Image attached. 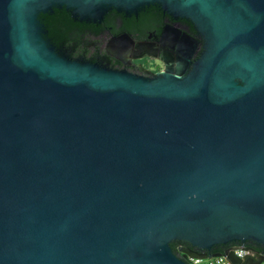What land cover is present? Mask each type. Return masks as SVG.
I'll return each mask as SVG.
<instances>
[{"label":"water","instance_id":"obj_1","mask_svg":"<svg viewBox=\"0 0 264 264\" xmlns=\"http://www.w3.org/2000/svg\"><path fill=\"white\" fill-rule=\"evenodd\" d=\"M150 4L202 38L188 73L70 59L39 19ZM247 240L264 248V0H0V264H264Z\"/></svg>","mask_w":264,"mask_h":264},{"label":"flooded vegetation","instance_id":"obj_2","mask_svg":"<svg viewBox=\"0 0 264 264\" xmlns=\"http://www.w3.org/2000/svg\"><path fill=\"white\" fill-rule=\"evenodd\" d=\"M96 24L99 32L94 36L107 38L109 49L102 51L87 45L88 53L70 59L144 76L164 71L186 74L203 49L202 38L194 25L185 18L164 12L158 4L143 6L135 13L110 9ZM62 55L69 58L67 53ZM150 60H159L163 66H150ZM172 243L178 256L180 249L190 246L179 240ZM237 245L264 253V250L258 249L261 246L253 241L247 240ZM224 246L226 248L228 245Z\"/></svg>","mask_w":264,"mask_h":264},{"label":"trees","instance_id":"obj_3","mask_svg":"<svg viewBox=\"0 0 264 264\" xmlns=\"http://www.w3.org/2000/svg\"><path fill=\"white\" fill-rule=\"evenodd\" d=\"M39 19L47 31L45 37L60 54L67 53L69 58L88 53L86 46L89 43L86 38L99 32L96 22L77 20L64 7L53 8L52 12L41 13ZM170 246L176 253L172 242ZM224 248V245L218 244L213 247V251L221 252ZM258 249L264 250L262 246Z\"/></svg>","mask_w":264,"mask_h":264},{"label":"built area","instance_id":"obj_4","mask_svg":"<svg viewBox=\"0 0 264 264\" xmlns=\"http://www.w3.org/2000/svg\"><path fill=\"white\" fill-rule=\"evenodd\" d=\"M258 252L255 250V253ZM254 253L250 252L249 249L239 246L238 248H235L234 254L239 257L243 258L247 254ZM262 253V252H259ZM189 264H226L228 263L227 259L222 255V256H215V257H208L205 259L202 258H196V257H189L188 258ZM229 264V263H228Z\"/></svg>","mask_w":264,"mask_h":264},{"label":"rangeland","instance_id":"obj_5","mask_svg":"<svg viewBox=\"0 0 264 264\" xmlns=\"http://www.w3.org/2000/svg\"><path fill=\"white\" fill-rule=\"evenodd\" d=\"M86 39L92 49H101L102 51L109 49V41L107 38H103V37L97 38L95 36H88ZM150 61H151V63L149 64L150 66L151 65H155L157 67L163 66V64L159 60H155V61L150 60Z\"/></svg>","mask_w":264,"mask_h":264}]
</instances>
